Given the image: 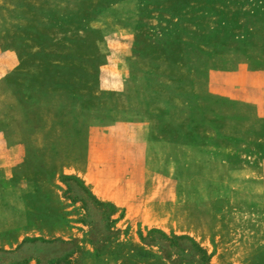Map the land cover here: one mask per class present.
I'll return each instance as SVG.
<instances>
[{
  "label": "rangeland",
  "instance_id": "374dc122",
  "mask_svg": "<svg viewBox=\"0 0 264 264\" xmlns=\"http://www.w3.org/2000/svg\"><path fill=\"white\" fill-rule=\"evenodd\" d=\"M0 264H264V0H0Z\"/></svg>",
  "mask_w": 264,
  "mask_h": 264
},
{
  "label": "crops",
  "instance_id": "0c3cea01",
  "mask_svg": "<svg viewBox=\"0 0 264 264\" xmlns=\"http://www.w3.org/2000/svg\"><path fill=\"white\" fill-rule=\"evenodd\" d=\"M90 175L91 173H87L86 174V177L88 178H92V179H95L96 177H93V176H87V175ZM96 180V179H95ZM129 183H132V182H129ZM105 183L104 185H102L103 187V190L100 191L101 193V198L103 200H107V201H111L113 202V204H115V206H117L118 208H128L129 209V206H127L126 202L123 200L124 199V194L127 192V190H130V192H133V193H136L134 195H130L129 197H126V199L130 200V199H135V198H138V197H134V196H137L138 193L140 192H143V189L140 188V187H137L138 184L134 183L133 184H128L127 186L126 185H123V184H120V186H117L119 187L120 189H114V187H112L110 184H107ZM106 186V187H104ZM134 209V208H133ZM143 211H142V216L144 217H147V216H150L149 214H147L146 212V209L143 207L142 208Z\"/></svg>",
  "mask_w": 264,
  "mask_h": 264
}]
</instances>
